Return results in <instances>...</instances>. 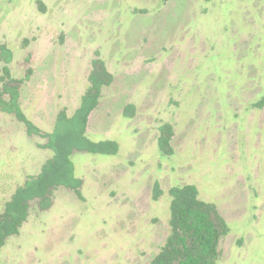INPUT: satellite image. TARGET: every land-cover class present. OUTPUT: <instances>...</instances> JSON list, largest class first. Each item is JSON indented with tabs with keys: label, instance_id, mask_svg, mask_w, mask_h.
<instances>
[{
	"label": "rangeland",
	"instance_id": "obj_1",
	"mask_svg": "<svg viewBox=\"0 0 264 264\" xmlns=\"http://www.w3.org/2000/svg\"><path fill=\"white\" fill-rule=\"evenodd\" d=\"M2 46L41 134L75 111L98 52L113 82L87 136L119 151L72 155L83 199L58 188L48 210L31 204L0 264H148L168 235L166 191L186 183L229 226L218 264H264V0H0ZM45 143L0 111V212L51 157Z\"/></svg>",
	"mask_w": 264,
	"mask_h": 264
},
{
	"label": "trees",
	"instance_id": "obj_2",
	"mask_svg": "<svg viewBox=\"0 0 264 264\" xmlns=\"http://www.w3.org/2000/svg\"><path fill=\"white\" fill-rule=\"evenodd\" d=\"M166 1V0H164ZM3 63L0 76V111L13 115L25 127L29 135H42L46 139L44 148L51 151V157L41 166L36 175L28 176L18 186L0 212V250L12 237L19 235L26 223L31 204L41 211L52 206L53 193L58 188L70 189L82 200V180L74 175L72 155L83 152L91 155L115 156L119 151L116 141L106 139L92 141L87 136V124L91 113L98 107L103 90L113 82V75L97 52L91 60L87 85L80 96L79 104L69 116L60 111L50 133L40 130L25 116L19 105L20 81L12 77L10 63L12 54L5 46L0 47ZM264 105V98L256 107ZM135 107L125 106L123 116L132 118ZM173 128L169 124L160 126L157 148L161 156L172 155L170 145ZM162 190L156 184L153 199L157 200ZM170 197L168 235L158 252L148 264H218L219 245L230 233L225 219L214 203L199 197L196 185L186 183L168 190Z\"/></svg>",
	"mask_w": 264,
	"mask_h": 264
},
{
	"label": "flooded vegetation",
	"instance_id": "obj_3",
	"mask_svg": "<svg viewBox=\"0 0 264 264\" xmlns=\"http://www.w3.org/2000/svg\"><path fill=\"white\" fill-rule=\"evenodd\" d=\"M87 130V129H86ZM42 166V165H41ZM41 168V167H40ZM171 188V187H170ZM169 190V189H168ZM168 190L166 191V193L168 194ZM169 196V195H168ZM220 251V250H219Z\"/></svg>",
	"mask_w": 264,
	"mask_h": 264
}]
</instances>
